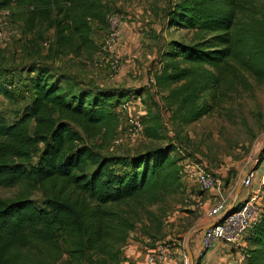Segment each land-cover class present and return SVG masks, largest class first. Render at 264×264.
Segmentation results:
<instances>
[{
    "label": "trees",
    "instance_id": "obj_1",
    "mask_svg": "<svg viewBox=\"0 0 264 264\" xmlns=\"http://www.w3.org/2000/svg\"><path fill=\"white\" fill-rule=\"evenodd\" d=\"M256 2L169 3V28L191 32L190 43H166L153 63V89L172 126L213 116L230 120L234 94L264 88V11ZM0 8L29 44L41 43L51 29L54 53L75 57L96 52L91 25L107 27L111 12L101 0H0ZM36 70L25 115L12 125L0 119V187L37 189L42 206L30 198L0 199V264H123L129 233L145 211L181 191L191 157H175L181 147L174 143L131 157L102 156L87 140L111 141L121 121L118 106L145 89L74 91L46 69ZM142 123L145 136L158 140V113ZM261 207L242 239L246 264H264ZM152 218L149 228L159 220ZM149 228L144 234L152 239Z\"/></svg>",
    "mask_w": 264,
    "mask_h": 264
},
{
    "label": "rangeland",
    "instance_id": "obj_2",
    "mask_svg": "<svg viewBox=\"0 0 264 264\" xmlns=\"http://www.w3.org/2000/svg\"><path fill=\"white\" fill-rule=\"evenodd\" d=\"M176 1L101 0L109 4L115 16H119L121 26L126 31L125 38L121 41L119 36L113 50L106 51L103 47L108 28L91 25L90 38L97 50L91 55L84 53L80 57L56 55L52 48L54 31L51 29L45 31L41 43L29 44V38L24 36L22 28L13 24L0 8L3 38L0 45V119L12 125L25 115L33 95L32 78L35 79L38 73L37 70L34 73L32 71L37 68L46 69L53 81L60 82L62 86L71 85L74 91L94 88L120 91L143 87L145 93L140 97L142 103L121 114L114 138L108 143H101L98 139L87 140L88 145L102 156L131 157L154 146L174 143L181 147L175 157L182 159L188 154L191 157L189 160L203 165L207 172L222 183L223 188L231 183L236 189L240 181L243 187L247 174L256 168L255 172L261 175L264 172L263 87L253 85V89L247 92L234 94L230 120H223L219 116L206 117L183 127L171 125L162 96L153 89V75L158 69L153 63L159 51L170 41H191L190 31L169 28L167 23L165 14L168 5ZM256 1L257 9L264 11V0ZM129 50L130 54H123ZM156 113L161 124L157 132L158 140H150L144 131L134 138L126 133L124 125L128 114L140 121H148ZM257 188L258 178L255 177L252 187L244 189L249 194ZM193 191L197 193L198 189ZM18 198H30L38 207L42 206V196L37 189L25 184L13 188L0 187V199L13 201ZM185 199V190L180 191L169 197L165 205L152 207L141 215L140 222L129 233L123 247V264H141L139 259H131L133 262L126 263L127 249L133 244H138L142 252L140 257L149 250L164 247L167 250L175 248L180 253L177 258L171 256L170 264H183L185 252L191 258V242L185 244V241L194 228L195 217L190 212L184 216L183 210L189 205L184 202ZM261 204H264V193ZM177 213L183 216L176 217L172 222ZM152 217L159 220L149 228ZM145 228L151 229L152 239L144 234ZM158 229L159 234L156 232ZM242 257L231 255L227 263L223 264H239ZM209 259L210 256L206 255L202 260L206 262Z\"/></svg>",
    "mask_w": 264,
    "mask_h": 264
},
{
    "label": "built area",
    "instance_id": "obj_3",
    "mask_svg": "<svg viewBox=\"0 0 264 264\" xmlns=\"http://www.w3.org/2000/svg\"><path fill=\"white\" fill-rule=\"evenodd\" d=\"M105 4V3H104ZM4 15L8 17V12L5 11ZM116 15V14H115ZM112 11L107 16V28L108 36L105 41L103 49L106 51H112L118 42V38L121 34V21L119 16H115ZM2 34L0 31V45L2 44ZM142 99L140 97H129L123 100V102L118 106V113L124 115L127 113L134 105L141 104ZM125 120L124 129L127 130L126 133L131 135L132 138L138 136L143 131V123L139 119L134 118L128 114ZM184 175L185 177L191 178L198 191L205 193L211 190H217L219 193V199L216 205L207 212L209 217H216L222 214L226 209L227 198L223 193L222 183L211 175L199 163H195L191 160H185L184 162ZM254 179V171H250L244 179L243 188H249L252 185ZM264 183V175L259 181V190L253 192L249 198L237 209L234 210L232 214L227 216L222 222L218 223L214 227L207 229L202 236L201 245L203 249H207L214 242H222L229 246L238 245L247 230L254 225L259 219L261 213V186ZM167 250L164 247H157L155 249L149 250L145 255V260L143 264H166L167 258H169ZM183 264L187 263V258L185 257Z\"/></svg>",
    "mask_w": 264,
    "mask_h": 264
},
{
    "label": "crops",
    "instance_id": "obj_4",
    "mask_svg": "<svg viewBox=\"0 0 264 264\" xmlns=\"http://www.w3.org/2000/svg\"><path fill=\"white\" fill-rule=\"evenodd\" d=\"M125 34H126V31L124 28H122L121 29V35H120L121 41L124 40ZM123 54H130V50L127 52H123ZM255 171H254V178L255 177L258 178V187H259V181L262 178V176L264 175V172L261 175H258ZM181 183H182L181 191L183 192L185 190V192H186V199L184 202L187 205L189 204L188 207H186L183 210V213H185L184 216H187L189 212L194 215V217H195V220L193 222L194 228L195 227H205V226L211 225L213 223H216L229 208H231L232 206L234 207L237 204L244 203L253 192H256L259 190V188H257L253 192H250L248 194L245 191V189L242 187V189L240 190L238 195L234 196L235 195V188L232 187L231 183L227 186L225 185L223 188V193L227 198L226 209L219 216L209 217L207 215V212L209 210H211L216 205V203L219 199L218 191L217 190L216 191L211 190V191L205 192V193L197 191L196 186L193 184L194 183L193 180H190L187 178H183L181 180ZM252 185H253V181H252ZM252 185H251V187H252ZM193 190H196L197 193L194 192ZM182 216H183V214H179V215H178V213L175 214L172 222L175 221L176 217L181 218ZM205 231L206 230H203L192 241H190L191 242L190 243L191 258L185 252L188 264H223V263H227L226 260L229 259L231 257V255H234L236 258L242 257V255H243L242 250L244 248H246V246H247L246 242H243V241H241L236 246H229V245H226L222 242L217 241V242H214L207 249H203V247L201 245V239H202L203 233ZM134 236H136V235H134ZM127 250H128L127 251L128 257L127 256L125 257L127 260L126 263H128V261H129V263L133 262L131 259H133V260L139 259L141 264L144 263L146 254L140 257L142 252L139 251L138 244H133ZM167 254L169 256V258H167L169 261L167 260L168 262L166 264H170L171 263V256L177 258L180 253H178L177 250L174 248V249H170L167 252ZM206 255L210 256V259L208 261L206 260V262H203L202 259ZM239 255H240V257H239ZM242 263H246L243 257L239 261V264H242Z\"/></svg>",
    "mask_w": 264,
    "mask_h": 264
},
{
    "label": "water",
    "instance_id": "obj_5",
    "mask_svg": "<svg viewBox=\"0 0 264 264\" xmlns=\"http://www.w3.org/2000/svg\"><path fill=\"white\" fill-rule=\"evenodd\" d=\"M242 189V184L241 181L238 183L236 189H235V195L237 196L238 193L240 192V190ZM234 212L233 206L231 208H229L224 215L216 222L213 223L211 225L205 226V227H195L192 229L191 233L187 236L185 244H188L190 242V240L197 234H199L200 232H202L203 230H207L210 229L212 227H214L215 225H217L218 223L222 222L227 216H229L230 214H232Z\"/></svg>",
    "mask_w": 264,
    "mask_h": 264
}]
</instances>
